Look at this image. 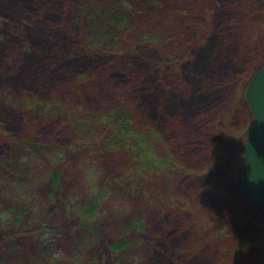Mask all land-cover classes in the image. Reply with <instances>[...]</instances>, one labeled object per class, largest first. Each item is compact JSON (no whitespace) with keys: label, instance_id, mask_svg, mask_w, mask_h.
<instances>
[{"label":"rangeland","instance_id":"374dc122","mask_svg":"<svg viewBox=\"0 0 264 264\" xmlns=\"http://www.w3.org/2000/svg\"><path fill=\"white\" fill-rule=\"evenodd\" d=\"M255 3L259 2L179 0L168 26L162 28L160 41L142 39L140 43L123 41V44L131 51L145 53L151 66L154 63L158 75L155 78L163 82L160 97L171 98L167 94L169 86L184 92L188 89L190 99L198 95L196 86L207 89L200 97L213 119L215 111L231 102L230 98L236 99L246 86L248 66L258 59L264 61V23L261 15L255 17L252 13ZM259 4L264 5V0ZM82 24L75 23L76 35L87 32V25ZM76 35L74 33L73 37ZM3 41H0V112L4 109L12 114L6 116L9 122L0 118L7 132L4 135L0 130V142L6 149L4 152L0 147V264H179L177 258L166 256L158 239L168 225L169 216L176 210L167 207L157 195L173 193L174 178H178L176 182L182 181L187 167L183 166L180 153L170 145L184 171L177 177H166L157 171H144L143 160L131 143L111 151L99 146L100 137L85 141L81 139V130L73 128L82 114L96 119L97 114L121 100L132 107L137 126H141L148 117V110L132 104L143 100H135L138 95L133 90L123 89L124 84L115 80L94 85L85 95L83 86L52 89V78L44 83L40 80L30 82L21 72L23 69L17 67L23 60L24 48L17 41ZM214 41L221 47L220 51L196 57L198 50L214 45ZM221 57L231 65H224ZM175 60H181L178 69L171 66ZM132 70L140 78L145 74L136 66H132ZM90 73L83 72L84 75ZM191 82L193 88L190 90ZM39 88L45 90L44 95L38 96ZM101 89L106 92L97 95ZM223 98L225 102L221 104ZM55 100L61 101L68 112L40 117L41 112L46 114L56 106ZM177 119L175 115L170 121L176 123ZM41 121L45 124H40ZM38 126L43 129H37ZM61 131L69 137L65 139ZM171 136L169 132L163 143H170ZM199 137L202 135L194 133V139ZM206 149L207 145L202 142L195 152ZM189 150L192 155V147ZM60 167L63 172L61 187L53 189L52 178ZM130 167H134L135 176L144 181L141 186H135L127 175L124 182L118 179ZM200 173L199 170L197 176ZM108 177L114 181L107 183ZM209 188L203 186L205 191ZM105 191L94 218L96 231L78 229L74 214H67L69 208L95 200L99 202L98 194ZM211 193L206 195L212 197ZM213 198L217 202L220 200L219 196ZM197 215L191 218V224L199 222ZM142 217L147 221V230L135 231L132 220ZM219 237L224 239L225 245L215 244L208 252L203 251V261L232 259L234 241L231 242L230 234L225 231ZM259 238L256 248L264 251V239ZM125 239L130 243L120 252L114 253L108 247L109 242ZM228 248L231 253L224 250Z\"/></svg>","mask_w":264,"mask_h":264},{"label":"trees","instance_id":"16d2710c","mask_svg":"<svg viewBox=\"0 0 264 264\" xmlns=\"http://www.w3.org/2000/svg\"><path fill=\"white\" fill-rule=\"evenodd\" d=\"M171 1L0 0V41L14 40L24 48L23 60L17 67L23 69L21 72L29 77L30 82L40 80L44 83L52 78V89L65 88L66 85L73 88L83 86L85 95L94 85L115 80L124 84L123 89L133 90L138 95L135 100H143L132 104L144 106L148 110L143 126H137L139 123L132 107L121 100L97 114L96 119H89L81 113L82 116L73 128L81 130V139L85 141L100 137L99 146L111 151L130 146L128 144L131 143L135 153L143 160L141 165L144 171H157L166 177L174 178L184 171H181V163L170 147L180 153L183 158L180 160L187 167L182 181L176 182L178 178H174L173 193L157 195L165 201L167 207L176 210L169 216L168 225L158 237L166 256L177 258L179 264H264V251L256 248L259 237L264 239V206L245 196L239 185L244 140L254 123L252 111L245 99V88L264 61L258 59L248 66L245 70H248L246 86L239 91L236 99L230 98L231 102L221 107L220 111H215L213 119L208 114L210 109H204L205 102H201L204 100L200 96L207 89L196 86L198 95L190 99L188 89L184 92L176 86H169L167 94L171 98L166 95L160 97L163 94V82L155 78L158 76L154 70L156 66L154 63L150 65L145 53L131 51L123 41L132 44L140 43L142 39L160 41L162 28L168 26L179 0ZM256 1L262 3L263 0ZM259 3H255L252 13L255 17L261 15L264 23V5ZM77 21L87 25L88 33L79 32L76 35ZM74 33L76 36L73 37ZM215 41L214 45L198 50L196 57L215 54V50L221 48ZM222 59L224 65H231ZM180 62L175 60L172 68L178 69ZM132 66L138 67L141 72L144 70L142 78L134 73ZM84 71L91 73L84 75ZM189 87L190 90L193 88L192 82ZM39 89L38 96L44 95L45 90ZM103 92L106 91L101 89L97 95ZM198 97L201 100H197ZM37 100L41 101L39 97ZM224 100H220L221 104ZM53 102L56 106L46 114L41 112L40 117L68 112L61 101ZM188 103L190 110L187 108ZM9 114L12 113L2 109L0 118L9 122L10 119L6 117ZM170 114L178 117L176 123L170 121ZM37 129L43 127L38 126ZM0 130L4 135L7 134L1 121ZM61 132L65 139L69 137L64 131ZM169 132L172 135L170 143H163ZM194 133L202 137L194 139ZM202 142L207 145L206 151L196 153L195 150ZM0 147L6 150L1 142ZM133 168L130 167L124 176L119 175L118 179L124 182L127 175L135 186H141L144 181L135 176ZM199 170L201 173L198 177ZM62 174L61 167L57 168L52 178L53 189L61 187L59 182ZM106 181L111 183L114 180L108 177ZM203 186L210 188L205 191ZM209 193L212 197L206 195ZM105 195L106 191L98 194L99 202L95 200L92 203L73 205L69 211L67 208V214L76 217L78 229L96 231L94 218ZM217 196L220 197L218 202L213 198ZM195 214H198L196 221L199 222L191 224ZM132 222L135 231L147 230L145 217L133 219ZM225 231L230 234L231 242L234 241L232 253L229 248L224 249L232 254V259L224 258L213 263L203 261V251L208 252L209 247L215 244L225 245L224 239L218 238ZM213 233L215 237L212 239ZM129 243L125 239L107 244L110 250L117 253Z\"/></svg>","mask_w":264,"mask_h":264},{"label":"water","instance_id":"95a60500","mask_svg":"<svg viewBox=\"0 0 264 264\" xmlns=\"http://www.w3.org/2000/svg\"><path fill=\"white\" fill-rule=\"evenodd\" d=\"M246 89L254 124L245 140L240 185L253 201L264 204V65L254 74Z\"/></svg>","mask_w":264,"mask_h":264}]
</instances>
